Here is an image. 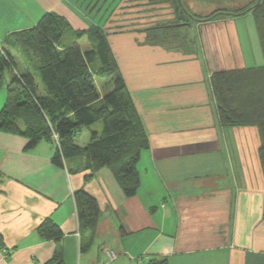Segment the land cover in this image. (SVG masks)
Returning a JSON list of instances; mask_svg holds the SVG:
<instances>
[{
  "label": "crops",
  "instance_id": "obj_1",
  "mask_svg": "<svg viewBox=\"0 0 264 264\" xmlns=\"http://www.w3.org/2000/svg\"><path fill=\"white\" fill-rule=\"evenodd\" d=\"M110 1L97 0L91 11H83L66 0H29L28 10L36 19L56 11L76 30L103 27L98 19L104 18L150 139L137 163L140 186L127 196L110 167L88 177L84 155L61 167L52 162L53 143L43 140L26 148L23 135L0 131V264H44L57 251L66 264H100L109 259L104 246L116 253L112 264L151 259L264 264L258 130L220 126L210 88L215 71L264 64L252 13H221L178 25L166 0H127L121 11L131 15H122L114 29ZM213 1L184 0L201 17L223 8ZM24 24L6 23L0 45L12 30L30 26ZM6 96L7 89H0V110ZM92 131H80V145L89 142ZM79 188L94 194L102 210L94 238L83 249L74 197ZM47 218L61 227L60 241L39 234L38 226Z\"/></svg>",
  "mask_w": 264,
  "mask_h": 264
},
{
  "label": "trees",
  "instance_id": "obj_2",
  "mask_svg": "<svg viewBox=\"0 0 264 264\" xmlns=\"http://www.w3.org/2000/svg\"><path fill=\"white\" fill-rule=\"evenodd\" d=\"M166 1L178 25L189 19L211 20L221 13L251 12L264 55V0H253L233 12L219 8L206 17L194 15L184 0ZM66 34L72 37L68 40ZM108 35L105 28L97 25L76 30L56 11L44 13L30 28L9 33L0 46V88L6 72L11 75L0 110V131L23 135L28 139L26 148L43 140L53 143L52 162L61 167L67 159L84 155L85 169L90 170L88 177L108 166L124 193L134 196L141 182L137 163L141 152L150 147V139ZM83 36L90 42L85 50L79 44ZM96 76L112 77V88L103 96L95 84ZM210 88L220 126L257 128L264 174V64L215 71L210 76ZM98 121L103 124L102 130H93L89 142L80 145L82 128ZM74 197L83 249L94 238L102 210L97 197L84 188L76 189ZM38 232L48 240L60 241L64 236L50 218L39 224ZM166 262L167 259H151L142 264ZM44 264L66 262L57 251Z\"/></svg>",
  "mask_w": 264,
  "mask_h": 264
},
{
  "label": "rangeland",
  "instance_id": "obj_3",
  "mask_svg": "<svg viewBox=\"0 0 264 264\" xmlns=\"http://www.w3.org/2000/svg\"><path fill=\"white\" fill-rule=\"evenodd\" d=\"M67 1H70L71 3L78 6L80 9H82L83 11L87 10V9L88 10L90 9V11H91V8H93V6H96L97 3L99 4V2H97V0H66V2ZM103 1L104 0H100V2H102V4H103ZM208 1H209V3L214 4L213 0H208ZM252 1L253 0H218V2L217 1L216 2H217V6L223 7L220 9L227 8L229 10H234V9L241 8L243 5L249 4ZM126 2H127V0H111L109 2L108 6L111 7V5H113V7H114L113 11L111 10L112 11L111 13L114 14V17L112 20V21H114V22H112L114 29H116L119 26L117 24H114V23H116L115 21H117L118 19H121L122 15H125V14H127L126 16L131 15V13L124 12L125 10H123V12L121 11V9H123L122 8L123 4H126V6H127L128 3H126ZM26 5H27V7H26ZM29 6H30L29 0H0V24L2 23V26H0L1 27L0 28V31H1L0 36L6 34L5 32L8 31V29L6 27L7 26L6 23L11 24L12 22H19V21L23 20L25 23L24 25H27L30 23V26L27 27V28H30V27L34 26L41 19V17L43 15H41L40 17H38V19H36L37 17H35V14L33 12L32 13L29 12V10H28ZM143 9L148 10V7L144 6ZM217 9H219V8H217ZM105 14H106V12H105ZM89 15H91V13ZM109 15H111V14H109ZM94 17H96V16H94ZM250 17H252V19H253L252 14H250ZM100 18H101V21H99V19H98V22L103 26V28H106V26L103 25V23L105 22L104 18L103 17H100ZM188 21H190V19ZM110 24H111V22H110ZM12 26L13 25H9V27H11V28H12ZM27 28H24V29H27ZM114 31L116 32V30H114ZM12 32H15V31L12 30L10 33H12ZM71 37L72 36L71 35L69 36V34L65 35V38L68 40ZM116 41H117V38H116ZM0 42H1V40H0ZM79 44L84 50L89 48V46H90V42L86 36H83L80 38ZM114 76L115 75H113L112 77H114ZM112 77L96 76L95 84H96L98 91H99V94L101 96H103L106 92L111 90V88H112L111 78ZM10 82H11V75L9 72H6L5 83H4L3 87H1L0 89H7ZM102 128H103L102 122L98 121L91 126H84L82 128V131L90 134V132L92 130L98 129L101 131Z\"/></svg>",
  "mask_w": 264,
  "mask_h": 264
},
{
  "label": "built area",
  "instance_id": "obj_4",
  "mask_svg": "<svg viewBox=\"0 0 264 264\" xmlns=\"http://www.w3.org/2000/svg\"><path fill=\"white\" fill-rule=\"evenodd\" d=\"M103 251L108 256L109 259L108 261L101 262L100 264H112L111 262L113 259H115L116 253L112 249H110L108 246H104Z\"/></svg>",
  "mask_w": 264,
  "mask_h": 264
}]
</instances>
